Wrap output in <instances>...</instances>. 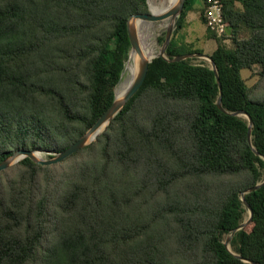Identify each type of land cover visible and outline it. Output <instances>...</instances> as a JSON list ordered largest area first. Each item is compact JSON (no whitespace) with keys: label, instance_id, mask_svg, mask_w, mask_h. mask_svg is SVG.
<instances>
[{"label":"trees","instance_id":"1","mask_svg":"<svg viewBox=\"0 0 264 264\" xmlns=\"http://www.w3.org/2000/svg\"><path fill=\"white\" fill-rule=\"evenodd\" d=\"M196 1L185 0L167 58H154L106 130L68 156L81 158L65 179L54 182L55 164L16 163L23 172L0 187V264H171L172 238L200 251L196 264H264V184L244 195L251 221L230 251L223 244L248 218L240 193L264 179V99L242 76L259 65L264 77V0H221L230 47L206 28L222 107L250 116L251 145L248 120L217 107L210 66L168 61L202 53L175 37ZM145 12L146 0H0V162L16 150L51 157L98 120L128 58L126 21ZM190 181L210 184L212 200L179 196Z\"/></svg>","mask_w":264,"mask_h":264},{"label":"water","instance_id":"2","mask_svg":"<svg viewBox=\"0 0 264 264\" xmlns=\"http://www.w3.org/2000/svg\"><path fill=\"white\" fill-rule=\"evenodd\" d=\"M147 6L149 8L148 12L145 13H136L132 14L128 17L126 21V29L127 34L129 38L130 43V49L128 52V58L126 63L124 64V67L120 73V78L118 83L114 87V99L112 104L106 109V111L98 118V120L88 129L86 132L79 137L74 143H72L70 146H68L66 149H64L61 152L53 153L51 154V157H44V153L50 154L44 151L40 150H16L8 156L6 159H4L2 162H0V171L16 164L23 158H29L35 163L41 164V165H52L56 164L68 156L72 155L73 153L77 152L78 150L86 147L87 145L91 144L92 142L96 141L97 138L100 136V134L106 129V127L109 125L111 120L121 111V109L124 107L126 102L137 92V90L140 88L142 83L144 82V79L146 77L148 66L152 62L154 58L166 57V49L169 45V42L171 40L175 23L177 22V19L179 18L183 7L185 0H175L171 5L160 9L159 11L155 12L152 10L150 5V0H146ZM166 21L164 29H165V35H164V41L161 45V47L158 49V51L153 55H148L143 48V43L141 41V34H140V26L147 25L149 23L154 22H162ZM156 42H158V39L156 38ZM131 56H135V71L127 85V87L119 93L118 88L120 86V83L122 82L121 78L124 75L126 64L131 58ZM206 58L210 61V68L213 70L215 79L218 83L219 88V96L216 100L217 107L227 112L223 109L221 104V85L219 82V76L218 71L216 68L215 62L212 60V58L204 53L200 52H190V53H183L176 55L175 57L169 59L168 61H180L187 58ZM121 80V81H120ZM230 115L234 116H243L248 120V129H247V141L251 145V129H252V120L250 116L244 112L243 110H237L233 112H227ZM256 154H259L257 151L254 150ZM261 158L264 160V156L260 155ZM264 184V179L255 184L254 186L243 190L240 193V199L247 209L248 212V218L240 223L236 228H234L231 232V234L226 238V240L223 242L224 246L227 250L230 251L229 243L231 240L232 235L245 227L250 221L252 216V209L247 203L246 199L244 198V195L250 191H254L258 189L261 185ZM236 257L250 262L249 260L243 259L239 255H235ZM255 264L254 262H252Z\"/></svg>","mask_w":264,"mask_h":264},{"label":"rangeland","instance_id":"3","mask_svg":"<svg viewBox=\"0 0 264 264\" xmlns=\"http://www.w3.org/2000/svg\"><path fill=\"white\" fill-rule=\"evenodd\" d=\"M151 2L155 4H159L158 2H160V0H150V4ZM237 6L240 7L238 3H237ZM204 9H205V0L196 1L193 9L189 11L186 15V22H187L186 25L184 26V28L179 29L177 32H175V37H176V40L179 41L180 43H186V44L191 43L193 48H199L202 50V53L210 56L212 51L215 49L216 42L214 39L208 38L207 31H206V28L208 27L206 25V22L205 24H203L200 20V15L202 14L204 16ZM148 10L149 8L147 6V11ZM147 25H149L151 29H153L150 36L148 37V40L150 43H152L154 48L156 47L155 51L157 52L164 41V40L159 41V38H163L165 35V29H162L164 27V21L149 23ZM142 27H144V25L140 26V33H142L141 32ZM176 28L177 26L175 23L174 30H176ZM241 35H244V34H241ZM220 37L223 39V43L226 46L228 47L231 46V40H230V35H229L228 30H227L226 35L220 36ZM156 38L158 39V42H156ZM192 62L203 63L205 65L210 66V61L206 58L194 57ZM259 70H260V66L254 65L249 70H242V76L247 86L250 89L251 96L255 99H264V77L262 78L259 76L258 74ZM124 78H125V75H123L121 80L123 81ZM53 153L54 152L52 151L51 154ZM47 156L48 154L44 153V157H47ZM77 158H81V155L79 154V156L77 157L75 156L68 157L64 159L63 161L53 165V170L51 171V174L53 176L54 182L62 181L68 176V174H70L71 168H72L71 165ZM14 166H15L14 168L5 171V174L0 179V182L2 181L3 183V185L0 186L1 188H3L7 179L18 178L19 174L23 172V169L19 167L17 164H15ZM203 183H205L206 185L197 184L196 182H192V181L186 182L182 184V186L178 190V194L185 201H188V202H192L191 198L199 199V200L200 198L204 199L207 194H208L209 200H212L213 192L211 190V185L207 184V182H203ZM174 198L175 197L173 196L172 200ZM159 232H164V228L161 223L159 224ZM228 236L229 235L225 236L224 241L226 240ZM229 248H230V244H229ZM196 252L197 254L200 253V251L197 248H195L192 251L190 247H187L186 245L182 246L181 248L179 243L176 242L174 238H172V241L164 247V253H165L166 259L171 264H196L192 260L193 259L192 254Z\"/></svg>","mask_w":264,"mask_h":264},{"label":"bare ground","instance_id":"4","mask_svg":"<svg viewBox=\"0 0 264 264\" xmlns=\"http://www.w3.org/2000/svg\"><path fill=\"white\" fill-rule=\"evenodd\" d=\"M174 1L175 0H160V2H158L159 4H155V3L151 2L150 5H151L152 10L157 12L160 9L171 5ZM165 23H166V21H164V26H165ZM162 29H164V27ZM152 31H153V29H151V27L149 25H144V27L141 28L142 33H140L144 51L148 55H153L156 53V51H155L156 47L154 48L152 43H150L148 40V37L150 36ZM134 60H135V56H131V58L129 59V61L126 64V69H125V74H124L125 78L120 83V86L118 88L119 93H121V91H123L127 87L128 83H129V81H130V79H131V77L135 71V61Z\"/></svg>","mask_w":264,"mask_h":264},{"label":"built area","instance_id":"5","mask_svg":"<svg viewBox=\"0 0 264 264\" xmlns=\"http://www.w3.org/2000/svg\"><path fill=\"white\" fill-rule=\"evenodd\" d=\"M204 17L207 27L218 36L227 33V24L222 15L221 0H205Z\"/></svg>","mask_w":264,"mask_h":264},{"label":"crops","instance_id":"6","mask_svg":"<svg viewBox=\"0 0 264 264\" xmlns=\"http://www.w3.org/2000/svg\"><path fill=\"white\" fill-rule=\"evenodd\" d=\"M188 21V20H187Z\"/></svg>","mask_w":264,"mask_h":264}]
</instances>
